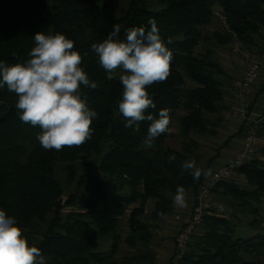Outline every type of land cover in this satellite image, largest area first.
Wrapping results in <instances>:
<instances>
[{
    "label": "trees",
    "instance_id": "16d2710c",
    "mask_svg": "<svg viewBox=\"0 0 264 264\" xmlns=\"http://www.w3.org/2000/svg\"><path fill=\"white\" fill-rule=\"evenodd\" d=\"M111 1L0 0V61L9 66L25 63L37 32H59L74 41L73 50L82 57L80 67L100 85L95 90L83 85L80 89L89 108L98 113L91 139L59 151L40 145L39 126L22 123L15 107L18 97L6 86L0 88V209L14 216L23 230L40 235L34 246L41 249L45 264H155L156 222L172 215L177 186L195 196L204 179L194 180L181 167L186 159L194 158L197 165L200 160L191 135L215 133L220 120L212 123L208 116L227 109L221 79L226 76L214 60L213 47L238 44L259 53L252 49L258 41L264 43V0H129L119 18L107 6ZM150 18L165 43L172 39L167 47L173 60L167 79L146 87L156 107L145 114L159 118L160 110L167 109L171 117L183 109L181 150L166 145L168 132L156 138L152 148H144L148 121L140 122L139 131L124 126L118 110L123 85L107 79L91 49L107 38L115 24L121 25L123 39L127 28H150ZM216 21L221 30L204 36L203 30ZM205 42L210 48L197 54V47ZM187 81L193 86L187 88ZM260 132L264 136V126ZM171 155L176 160L169 163ZM94 156L97 169L87 166L80 173V164L92 162ZM258 163L252 160L237 171L252 189L229 181L214 190L233 217H258L261 212L264 168ZM58 169L65 173L62 182ZM64 187L71 191L63 201ZM150 202L153 209L147 215ZM65 208H70L66 215ZM125 216L128 234L124 236ZM235 228L227 218L205 216L180 264H251L245 258L264 252V233L237 237ZM121 242L131 251L122 257Z\"/></svg>",
    "mask_w": 264,
    "mask_h": 264
},
{
    "label": "clouds",
    "instance_id": "9594fccd",
    "mask_svg": "<svg viewBox=\"0 0 264 264\" xmlns=\"http://www.w3.org/2000/svg\"><path fill=\"white\" fill-rule=\"evenodd\" d=\"M148 24L150 28L125 29L123 39L119 37L121 25L115 24L103 42L91 45L108 80L116 76L118 68L126 73L119 76L123 94L118 110L126 128L139 131L140 122H150L142 141L144 148H152L156 138L171 131L169 110H160L159 118L145 114L147 109L156 107L146 87L165 81L173 60V52L167 47L173 43L172 39L168 38L166 43L162 40L154 19L150 18ZM34 41L35 46L28 53L30 59L25 63L9 66L0 61V88L6 86L16 94L20 121L39 126L41 131L36 139L45 150L79 147L91 139V125L98 116L89 108L87 96L82 98L81 85L92 90L100 85L91 81L80 67L81 54L73 50L74 41L64 34L37 32ZM168 160L175 161V155ZM181 167L196 181L211 174L210 169L197 167L194 158L184 160ZM172 199L174 207H188L183 186H177ZM0 264H45L41 249L30 246L16 218L3 209H0Z\"/></svg>",
    "mask_w": 264,
    "mask_h": 264
},
{
    "label": "rangeland",
    "instance_id": "374dc122",
    "mask_svg": "<svg viewBox=\"0 0 264 264\" xmlns=\"http://www.w3.org/2000/svg\"><path fill=\"white\" fill-rule=\"evenodd\" d=\"M128 3L129 0H113L109 3H107V6L109 8H111L113 14L115 15V17L119 18L125 15L127 8H128ZM219 20V19H218ZM217 20V21H218ZM215 22L214 25L211 26V28H207L203 30V34L206 37H210L212 32L214 31H220L221 30V23ZM258 44H261L258 41ZM211 47H213L211 45ZM206 48H210V43H201L199 44V46L196 49V53L200 54L206 50ZM234 48H238L239 52H234ZM252 50H254L255 52H259V53H253L250 51H246L244 50L240 45L238 44H232L230 46L227 47H213V51H214V60H216V62H218L224 73L226 76L222 77L221 79L224 81L225 83V90L227 92L226 94V99H228V88L231 85L230 81L231 79L237 77V70H233L230 69L229 67V63L231 61L234 62H240L241 58L243 59V54L244 53H248L250 55H252V57H257L260 54L264 53V49H261L260 46H258L257 48H253ZM251 57V56H250ZM238 69L240 68V66L237 67ZM233 70V71H232ZM122 74H126L123 72L122 69H117L116 70V76L114 77L115 79H119V76ZM230 78V79H229ZM193 85L187 81L186 83V87L190 88ZM255 91H259L258 90V83L257 86L254 87ZM261 92L259 91L258 94H260ZM226 107L227 109L224 108V110L219 113V114H215V115H209L208 118L211 120V122H217L218 120H220V122H218V128H216L215 133H206V134H202V135H197V134H192L191 135V139L196 143V147L194 148V151L196 152V154L199 156L200 160L198 162L197 167L205 170V168L209 165V161L216 155L217 151H219V147L221 146L222 142L227 138L228 134L231 133V129H230V125H228V112L229 109L228 107L230 106L228 104V101L226 100ZM185 115V111H183V109H179L175 112H173L171 114L170 117V132H168L167 134V139H166V145L170 148L176 149V150H181L182 147V142H183V138L180 135V118L182 116ZM260 139L262 138V132H260ZM261 141V140H260ZM260 149V150H259ZM259 151L252 157V160H257L260 161V163H258V168H264V145H262L261 147H259ZM91 159H94L92 162L91 161H86L84 164H80V173L82 170L86 169L87 166L93 168V169H97V160L98 158L96 156L91 157ZM60 169L63 168L62 164L58 165ZM60 169L57 170L58 173V177L59 180L62 182L63 181V177H64V172H62ZM242 175L239 174V177H241ZM234 181V180H233ZM238 181V182H237ZM235 180V182H237V186L241 189H252L253 187L250 186L247 182V180L244 177H241L238 180ZM232 182V181H231ZM71 189L64 187V196H63V201L66 199V197L68 196V194L70 193ZM225 202V201H224ZM226 203V202H225ZM228 205V204H226ZM153 209V202H150L147 204L146 207V214L148 215ZM231 211V209H229ZM70 211V208H65L63 213L64 215H66L68 212ZM228 213V220L234 225L235 228V236L237 237H246V236H250L252 234H256V233H264V198H262V203L260 205V214L258 217H250V216H243L241 214H236V217H233L232 212ZM232 214V215H231ZM171 218V216H169ZM168 217V218H169ZM221 218V217H220ZM127 219L128 216L124 217L123 220V224H122V231L124 236L128 234V229H127ZM162 220H167V217L161 219L160 221L156 222V230H152V234L153 236V245L156 246L157 245V236H158V229H159V223L162 222ZM25 237L28 239L30 246L31 245H35L36 244V239H40V235H36V233H30L27 232L26 230H23ZM253 232V233H252ZM252 233V234H251ZM120 247V257L130 254V248L127 247L125 245L124 242H121V244H119ZM246 261L250 262L251 264H264V252H262L259 257H246L245 258Z\"/></svg>",
    "mask_w": 264,
    "mask_h": 264
},
{
    "label": "built area",
    "instance_id": "2783aa9c",
    "mask_svg": "<svg viewBox=\"0 0 264 264\" xmlns=\"http://www.w3.org/2000/svg\"><path fill=\"white\" fill-rule=\"evenodd\" d=\"M234 52H239V49L234 48ZM243 59L245 69L241 77L233 80L228 88L230 111L244 123L241 148L228 164L213 171L202 181L194 196L195 203L190 213L182 221L180 229L174 236V251L169 264H180L183 260L192 236L199 232L205 216L228 218L229 207L220 200L214 190L219 183L229 182L238 169L250 162L258 151L259 132L264 126V92L258 94L260 114L255 115L252 109L253 94L256 92L254 87L264 72V54L252 57L244 53Z\"/></svg>",
    "mask_w": 264,
    "mask_h": 264
},
{
    "label": "crops",
    "instance_id": "0c3cea01",
    "mask_svg": "<svg viewBox=\"0 0 264 264\" xmlns=\"http://www.w3.org/2000/svg\"><path fill=\"white\" fill-rule=\"evenodd\" d=\"M216 12H219V10L216 9ZM260 43L261 44H258V45L260 46L261 49H264V43H262L261 41ZM238 66H240L239 69L237 68ZM229 67L230 69H233V70L236 69L238 73L237 77L231 79L230 81L239 79L245 69L244 59L241 58L239 63L231 61L229 63ZM258 90L261 93L264 92V72L261 73V77L258 81ZM259 91L254 92L253 94L254 100H253L252 111L255 115H258L261 112L260 107H259V97H258ZM227 101H228V104L230 105L229 96H228ZM228 109H229V112H228L229 114H228L227 120H228V125H230V129L232 132L228 134L227 138L222 142L221 146L219 147V151H217L216 155L209 161V165L205 168V170L210 169L211 173L215 170L222 168L226 164H228L241 148L242 137L244 135V123L243 121L239 120L237 117H234L232 115L230 111V106L228 107ZM260 140L261 141L259 143L258 149L259 147L264 145V136H262ZM241 177H239V173L237 172L236 174L233 175L230 181L234 180L233 182H235V180L237 181ZM187 203H188L187 208H176L173 206L174 209H173L171 218L169 217L167 218V220L165 221L162 220V222L159 223V229L157 231L158 238L156 241L157 245L154 248L155 264H169L170 263V259L174 251V236L177 234L178 230L181 227L182 221L190 213L195 203L194 195L192 194L187 195ZM252 235H255V233Z\"/></svg>",
    "mask_w": 264,
    "mask_h": 264
}]
</instances>
